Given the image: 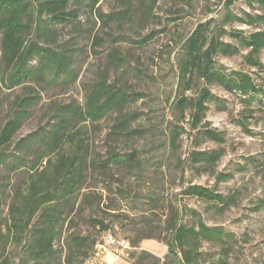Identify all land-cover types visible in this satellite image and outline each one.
I'll list each match as a JSON object with an SVG mask.
<instances>
[{
	"label": "rangeland",
	"instance_id": "obj_1",
	"mask_svg": "<svg viewBox=\"0 0 264 264\" xmlns=\"http://www.w3.org/2000/svg\"><path fill=\"white\" fill-rule=\"evenodd\" d=\"M228 1L100 0L97 7L103 20L81 8L77 20L50 25V31L44 32L39 43L68 47L74 64L67 81L52 88L35 87L39 98L14 141L47 127L52 104L83 103L85 88L103 76L107 84L128 93L125 109L137 114L138 119H131L130 124L139 134L110 137L115 115L107 116L81 123L85 144L102 156L107 149L136 150L144 163L135 174L113 173L114 186L109 190L102 176L88 184L82 192L87 201L78 214L70 215L71 220L62 222L50 264H149V254L158 264H178L174 260H180V254L171 260L165 246L171 209L184 224L196 226L202 221L222 231L221 241L200 242V264H264V49L257 57L262 63L257 68L245 58L249 49L238 42L240 35L257 30L241 20L258 15L260 7L252 0H230L227 5ZM75 7L69 3L70 9ZM228 12L234 17L231 22L226 21ZM199 25L238 48L233 55L214 54L215 68L250 75L262 93L243 99L203 81L196 80L189 89L180 83V50ZM203 87L214 100L207 103L203 120L196 122L190 109L182 111L176 104L183 96L197 97ZM23 91V86L6 88L0 77V123L10 101ZM208 128L218 132L222 141L208 140L202 133ZM9 151L21 155L16 144ZM202 153L215 156L210 162L195 160ZM26 159L29 164L6 185L3 199L8 201L7 193L25 180L31 156ZM197 185L214 191L221 201L209 202L187 193L188 187ZM6 211L3 203V217ZM90 217L107 228L94 227ZM74 234L94 240L84 259L69 256L66 241ZM25 249L24 242L8 241L4 253L10 264H32Z\"/></svg>",
	"mask_w": 264,
	"mask_h": 264
},
{
	"label": "trees",
	"instance_id": "obj_2",
	"mask_svg": "<svg viewBox=\"0 0 264 264\" xmlns=\"http://www.w3.org/2000/svg\"><path fill=\"white\" fill-rule=\"evenodd\" d=\"M155 1V0H153ZM260 12L246 16L242 23L257 26V30L246 36H239V45L249 49L248 59L251 65L260 68L257 60L264 49V0H252ZM100 0H0V72L6 88L23 86V93L16 94L10 101L6 118L0 123V264H10L5 256L8 241L24 242L25 255L32 264H50L56 256L54 248L60 240V227L66 219L75 216L79 208L87 201L82 193L89 188L90 182L102 176L107 190L113 187V173L123 172L128 176L141 171L144 163L139 152L116 151L107 149L104 156L91 152L85 144L80 125L85 121H98L107 116H114L109 136L117 138L134 132L131 119H138L137 114L126 111L129 96L122 88L107 84L100 76L93 84L85 88L84 102L52 104L47 127L41 131L29 133L20 141H14L16 133L22 127L30 110L37 103L39 91L35 88H52L70 75L74 64L73 54L66 46L42 45L40 38L49 32L50 25L65 24L75 21L81 8H86L92 15L103 20L98 10ZM232 1H228L230 5ZM69 3L75 5L70 9ZM231 22L233 15H225ZM45 21L46 24H42ZM104 22V21H103ZM237 38L235 32L232 33ZM221 36V35H220ZM95 44L98 36H95ZM178 77L189 89L196 80L208 86H218L243 99L255 98L262 93L254 79L245 73H228L215 68L212 56L217 52L233 55L238 52L236 46L224 43L218 37L210 35L203 25H199L186 39L180 50ZM35 62V63H33ZM67 81V80H66ZM31 83L30 87L24 84ZM28 88V89H26ZM197 97H181L177 106L182 110L190 109L196 122L203 120L207 103L214 100L208 88H199ZM82 123V124H81ZM202 133L209 140L222 141V136L214 130L203 129ZM16 144L21 155H10V148ZM31 156L22 185L7 193L8 201L3 199L6 185L11 179L21 174L26 157ZM214 154H199L195 160L210 162ZM26 161V162H25ZM188 194L198 196L209 202L221 201L214 191L199 185L187 188ZM3 203L6 214L3 217ZM78 208L75 209V206ZM166 221L165 246L167 257L171 260L180 254L179 264H200V242L221 241V230L206 226L199 221L196 226L180 222L178 212L171 209ZM72 217H70V220ZM89 222L101 230L107 227L96 217ZM157 237H160L158 234ZM147 238H152L147 235ZM69 256H88V248L94 244L89 236L70 235L66 241ZM135 246V244H134ZM149 264H158L159 260L148 255ZM177 260H174L176 262ZM69 263V257H67ZM167 264V263H165ZM217 264H226L219 262Z\"/></svg>",
	"mask_w": 264,
	"mask_h": 264
},
{
	"label": "built area",
	"instance_id": "obj_3",
	"mask_svg": "<svg viewBox=\"0 0 264 264\" xmlns=\"http://www.w3.org/2000/svg\"><path fill=\"white\" fill-rule=\"evenodd\" d=\"M107 238H108V241H109L110 243H113V239H112V237H111L110 235H108Z\"/></svg>",
	"mask_w": 264,
	"mask_h": 264
},
{
	"label": "water",
	"instance_id": "obj_4",
	"mask_svg": "<svg viewBox=\"0 0 264 264\" xmlns=\"http://www.w3.org/2000/svg\"><path fill=\"white\" fill-rule=\"evenodd\" d=\"M177 263H178V264L180 263V260H179V259L177 260Z\"/></svg>",
	"mask_w": 264,
	"mask_h": 264
}]
</instances>
